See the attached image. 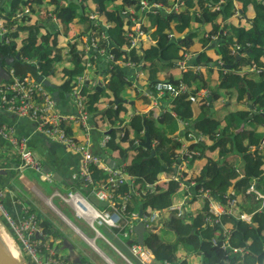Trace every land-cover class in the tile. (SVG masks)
Segmentation results:
<instances>
[{
	"label": "trees",
	"instance_id": "trees-1",
	"mask_svg": "<svg viewBox=\"0 0 264 264\" xmlns=\"http://www.w3.org/2000/svg\"><path fill=\"white\" fill-rule=\"evenodd\" d=\"M39 1L34 0V2ZM50 1L55 4L56 11L58 10L57 16L63 24H66L75 17L77 9L71 5L69 7L63 5L60 3V0ZM95 1L98 3L100 12L103 9L102 3L104 1L115 4L114 10L110 13L111 16L108 15V20L113 22V24L105 28L102 25L98 26L100 35L103 31L105 37L100 39L97 45L98 49H108L109 43H112L108 50L115 61L131 62L137 68L144 67L148 62L150 65H157L158 63L159 66L167 69L183 61L185 54H188L191 56L193 64L201 66L203 62L210 63L213 68H209V70L215 71L219 78L218 85H215L213 89L211 88L212 84H210V80L201 71L196 72L193 79L201 86L195 88V90L189 89V92L171 98L170 107H168L187 124L190 125L191 123V128L197 134L204 136L205 142L189 145L190 148L198 149L201 152V157H195L192 161L190 160L191 163L199 159L203 160V166L197 177L193 176L194 172H191V176L182 179V181L169 179L165 188L157 184L158 173L164 171L174 174V169L179 162L178 149L180 143L174 137L157 135V122L159 124L164 122V113L157 120L147 118L146 115L151 114V111L147 114L134 113L122 128L112 127L107 133L109 135V139L105 144L107 150L115 149L122 155L130 150L134 152V157L126 165L125 171L133 177L131 185L139 183L140 187L138 195L131 196L128 207L130 210L138 211L140 204L143 207V214H148V210L152 209H165L171 206L175 198H177L178 195L175 193L180 188V182H184L186 186H190L193 180L196 184L194 187L196 191L195 195H198V188L202 187L208 189L212 197L222 202H225L229 197V189H233L234 193L240 196L237 204L238 214H222L221 223H207L205 221L207 215H212L209 211L208 199H204L202 207L188 219L187 213L184 216H177L176 210H173L174 215L171 219L175 217L178 221L172 227L177 242L170 244L162 239L157 232L151 230L144 234V246L151 250L154 259L159 263H163L164 261L177 262L175 247L177 243L181 242L182 245L189 247L200 258V264H237L239 261L243 264H264V206L262 207V199L256 198L252 193H247V188L253 182L255 188L264 194V154H261V146L264 145V116L262 115L264 111V62L261 61V58L264 56V0H247L248 2H252L255 8V16L249 20L250 27L248 28L241 25V19H238L237 22L230 19L238 11L232 0H225L222 7L219 6L213 12H209V6L216 7L217 4L213 0H181L183 9L177 12H163L159 15L150 14L153 18L154 30L152 34L155 40L154 43L146 47L139 45V51L133 47L126 49L130 43V39L126 36L130 28L127 26L130 18L124 20L125 15H123V12H126L131 7L135 6V10H137L139 0ZM154 1H159L169 6L165 0ZM10 3L11 9L9 15L5 18V39L2 48H0V66H13L14 68V63L19 60L21 68L18 71L15 70L18 76L31 75L37 80L44 81V85L49 87L50 85L46 84L44 77L50 76L56 70V61L71 60L74 66L70 69H62L63 74L67 78L58 86L60 95L70 94L72 88L75 86L74 83L77 76L84 74L86 69V64L82 60V57L85 55L84 51H77L78 49L74 41V39H78L79 35L71 39L67 52L70 57H63L60 50L57 49L59 46L58 34L53 33L51 35L48 45L41 42L38 44L36 40L38 34L37 28L23 23L26 14L19 17L13 16L19 6L21 4L26 5L27 2L11 0ZM186 15L205 22L209 18L213 19L211 17L221 19L219 24L214 21L212 22V30L208 31L204 37L203 46H208L212 43L216 44L215 47L205 49L208 53L207 55L204 51H190V46L195 42L191 39L193 33H188L184 38L178 40L171 38L172 24L174 22L180 23ZM17 21H23V24L21 23L22 25L20 26L17 24ZM14 24L20 26V30L27 29L28 31L27 37L20 40L22 44L20 48H17L18 31L13 29ZM125 26L128 27L127 31L123 30ZM211 36L214 38L212 39ZM174 44H177L180 50L176 51L173 47ZM235 45L239 46L236 49V52L239 51L238 54L233 52ZM217 46H219V49ZM54 49L55 51H53ZM17 53L20 54L18 60L15 58ZM237 55H239L238 58ZM175 59L178 61L175 62ZM243 59L250 62L249 70L252 74H255V77L251 76L247 78V72L239 69V67L245 65ZM225 65L231 66L225 68ZM252 66H255L259 71L251 69ZM187 76L188 73L185 72L181 79L186 82L188 88H191L193 85L186 81L185 77ZM108 78L107 80L110 84L116 85L114 90L115 97H118L119 91L124 89L129 83L125 79L126 75L122 66L118 63H114L108 69ZM168 80L177 82L173 78H169ZM154 82L150 83V88ZM5 83L7 82H4L0 86L3 87ZM84 87H86V84ZM198 88L207 89L211 100L208 101L207 96L199 97L202 101L198 108L199 114L192 118L195 115V111H193L189 96L196 95V91L199 90ZM217 88L233 90L235 98L230 92L229 100L230 102L231 100L237 102L236 110L233 112L227 111L221 119L206 114L210 108L208 102L211 103L220 98L217 95ZM102 94L103 90L95 88L92 92L87 93L86 103L89 112L92 111V108L96 105ZM249 100L251 101L250 107L248 106ZM224 105L226 106V103ZM119 110H121L120 104L116 108L113 107V111H116L115 113L112 111V108H109L106 115L114 122V118H118ZM144 120L145 122L143 123ZM148 121L152 122V131L146 127ZM243 122V130L236 133L235 130ZM248 123L253 126L251 129H246L245 126ZM120 131H123V135L119 137ZM146 136L150 139L152 150L154 151L153 155H151V149L143 146ZM118 138L120 142L129 141V147L123 148L118 143ZM206 143H208L207 146L204 145ZM214 150H217L218 154V159L216 160L211 155ZM234 157H239L242 160V164L234 165L230 163L229 159L233 160ZM239 167L241 168V172L238 171ZM91 173L93 179L96 181L106 179L107 177V174L98 167H92ZM142 184L146 185L143 186ZM76 185L80 189H83L80 183ZM131 185L126 181L113 192L114 195L126 192ZM84 191L86 194V190ZM114 199L117 202L121 200L118 196H115ZM131 204L132 206H130ZM102 208L108 209V206ZM28 211L32 212L31 210ZM65 211L67 210L65 209ZM241 212L251 214L249 222L239 218ZM67 213L70 214L74 220L73 222L76 224L77 220L73 213L69 211ZM35 215L39 219L47 236L51 235L53 239L55 237H58L60 240L67 239V237H63L62 232L51 221L47 218H39L36 212ZM120 216L124 218L127 215L120 213ZM180 220H183V223ZM167 223L169 225L170 221ZM226 225L230 227L228 228ZM75 226L77 227V225ZM222 226L229 229L227 237L228 245L243 247L245 249L244 253L231 254L221 247V243L225 239L222 236ZM113 232L116 233L118 230L113 229ZM213 240H216L217 244ZM179 262L180 264H187L184 259Z\"/></svg>",
	"mask_w": 264,
	"mask_h": 264
},
{
	"label": "crops",
	"instance_id": "crops-1",
	"mask_svg": "<svg viewBox=\"0 0 264 264\" xmlns=\"http://www.w3.org/2000/svg\"><path fill=\"white\" fill-rule=\"evenodd\" d=\"M22 2H27L26 5L21 4L18 10L15 12L16 17H19L17 14L23 13L28 9V23L25 25L28 26H35L37 28V37L36 40L38 44L45 43L46 45L49 44V39L53 33L58 34V43L59 46H63L64 53L68 55L69 44L71 39L75 36H78V39H74L77 51H84V56L82 57L83 63H85V71L87 73V80L85 81L88 88L87 90L84 89L85 92H92L93 88L98 83V71L106 70L112 67L114 63H118L122 66L124 74L126 75V80L129 81L128 85L124 87L123 90L119 91V96H114V90L116 88L115 84H110L107 78L104 79L103 83L100 82V90H103V94L99 97L98 102L92 108L90 112V119H89V148L92 153L96 155H104L108 165L110 166H119L122 162H127L129 159L126 160L127 155L129 153L134 152L132 150L127 151L123 155L119 153L118 150L112 149L107 150L106 146L104 145V135L108 133L110 128H122L125 125V122H128L131 116L134 113H144L147 114L151 111L150 119L157 120L158 117L164 113V122L160 123V126H156L157 135L162 136H171L174 137L176 141L181 144L180 139L185 138L186 144L190 145L193 144V141H188L185 135L186 127L190 128L192 124H187L181 118L176 116L174 111H171L168 107H170V102L167 105V102L162 100L164 95H157L153 86L150 88V83L156 80H168L169 78H173L175 80L181 79L183 77V73L202 71V68L198 64H193L191 56L185 54V59L176 63L175 66L168 67L167 69L162 68V66L157 65H150L148 62L144 67L137 68L136 66H132L133 63L129 64V62H124L122 60L113 62L110 60L109 55H112L108 49H98L97 45L100 42V39L105 37L104 32H101V35L98 31V26L103 25V27H109L113 24L108 20V15L111 16V12L115 8V4L111 2L102 3V10L101 12L98 9V3L95 0H60V3L69 7L71 5L73 8L77 9L75 17L63 24L60 19L56 21L53 19V14H56V7L53 2L50 0H40L39 2H34V0H21ZM169 6L171 7L174 3H181V0H165ZM216 2V7L209 6V12L216 11L219 6L222 7L225 0H213ZM234 6L238 10L233 17L230 19L234 22H237L238 19H241V25L245 28L250 27L249 20H251L255 16V8L252 2H248L247 0H232ZM11 0H0V23L6 31L5 28V18L8 17L10 9H11ZM83 2H86L87 7L85 10L80 7ZM157 3L158 6L162 5V2L154 1V0H145L144 6L147 7L140 11L137 9L134 12L133 18L136 19L139 23V28L142 32L138 36V43L143 47L148 46L151 43H154V37L152 31L154 30L153 18L151 17V11L145 10L149 9V7L153 4ZM166 8H169L168 5L163 4ZM160 9V8H159ZM183 9V5L179 7V10ZM178 10V11H179ZM244 11V13H242ZM208 12V13H209ZM207 13V14H208ZM93 16V18H92ZM197 17V16H196ZM213 19H208L205 21L201 20L198 21L195 17H188L187 15L184 16L180 23L174 22L172 24V31H171V38L173 40H178L184 38V36L188 33L198 32L199 37L202 35H206L208 31L212 30V22L220 23L221 19L211 17ZM96 24V25H95ZM24 26V25H23ZM1 27V28H2ZM52 28V30H51ZM128 27H123V30L127 31ZM13 29L18 31L17 37V45H22L20 40L26 38L28 35L27 29H21L20 26L15 25ZM91 32V33H90ZM95 39V45L90 44L85 38ZM127 36V35H126ZM84 37V38H83ZM130 42V40H129ZM93 43V41H92ZM194 44L190 46V51L199 52L204 48L202 41H195ZM112 44V43H111ZM214 44V43H212ZM216 45V44H215ZM21 47V46H20ZM215 47V46H214ZM219 49V46H217ZM132 48L131 43L127 46L126 49ZM140 49H137L139 51ZM89 54H92L89 56ZM70 57V56H69ZM70 59V58H69ZM261 61L264 62V56L261 58ZM21 64V63H20ZM73 62L71 60H61L59 63L56 64V70L50 75L45 76L44 79L50 85L46 87V90L51 94L55 101L56 109L63 115H75L76 108L74 102L70 98V94L68 95H60V91L58 86L67 78L64 76L62 69L72 68ZM2 67V66H0ZM13 67V66H12ZM7 71L10 69L9 66L3 67ZM135 69H139L135 72ZM103 72V71H102ZM3 73V72H2ZM4 74V73H3ZM217 74L210 75V77H215ZM91 77L93 80H91ZM218 78V75L216 76ZM4 82H7L3 75L0 74V85ZM6 84V83H5ZM4 84V85H5ZM1 87V86H0ZM197 86L193 85L190 90H195ZM202 89L196 91L198 97H203V95H199ZM217 92L220 98L212 101L211 103L208 102L209 107H214L217 105L219 109L224 108V114L227 111H230L229 104V95L230 90H224L217 88ZM200 91V92H199ZM134 96L137 98L136 101L133 99ZM207 96V100H211V96L208 95V92L204 95ZM139 97V98H138ZM210 97V98H208ZM167 98V97H165ZM169 99V98H168ZM118 100V103L115 102ZM170 100V99H169ZM114 102V103H113ZM202 102V101H201ZM196 104V100L191 102L192 107L194 108L193 111L197 112L199 105ZM113 103V104H112ZM226 103V106L224 105ZM118 104L121 106V110H119L118 118H114L111 120L106 113L109 108L116 107ZM125 104H131L133 106V114H126L127 107ZM196 104V105H195ZM174 113L175 116L172 114ZM223 114V115H224ZM128 117V118H127ZM156 117V118H155ZM223 117V116H222ZM218 117V118H222ZM173 120V121H172ZM145 121V120H144ZM143 121V123H144ZM192 121V120H190ZM0 122L10 124L14 127L15 132L18 136L24 137L27 140V144L30 150L34 153V156L40 161L42 165V169L44 173L51 174V181H45V185H43L40 181L43 180L39 177V174L32 169H23L21 170L19 167V162L17 157L15 156V149L10 145L7 139L1 137L0 135V188L4 191V202L8 211L15 216V218H19L20 216L24 215L25 212L31 210L32 212H36L39 218H47L51 221V216H55L60 219L63 223H65L72 231L76 230L75 224H73L52 202L54 199L58 201V204L61 206V201L55 196L56 192L65 193L70 189H80L77 186V183L82 185L81 180L78 178V173L80 170L81 159L80 154L75 153L71 150H68L64 145L52 140L50 138L45 137L38 131L37 122L25 117H18L13 113H8L4 109L0 107ZM159 122H157L158 125ZM187 124V125H186ZM223 124V122H222ZM67 127L69 132L74 134L78 139L83 140L84 135L81 130V127L77 126V124L72 120L68 119ZM146 127L151 129L152 131V122L148 121ZM261 130V129H259ZM205 142V141H204ZM120 145L123 148L129 147V141L121 142ZM205 146L208 143L204 144ZM110 151V152H109ZM261 154H264V145L261 146ZM203 155V154H202ZM212 158L214 160L218 159L217 150H214L212 153ZM201 157V156H200ZM264 158V157H263ZM239 161L234 163V165L242 164V160L240 158L237 159ZM113 162V164L111 163ZM203 166V160L199 159L193 162V165L185 171V178H189L191 176V172H194L195 177L199 176V171ZM241 172V168H238ZM264 170V166H263ZM182 171V170H181ZM171 178V174H167L166 172H161L158 175L156 180L157 184H159L162 188H165L167 185V181ZM256 181V180H255ZM82 188V186H81ZM181 194L185 201L191 202V204L196 205L197 208L195 212L202 207L203 198L200 195H196V197L192 200L194 196H187L188 191L191 195L196 193L194 187H187L184 182L180 184ZM42 190H46L48 195L45 196ZM85 190V189H84ZM82 189V192L84 191ZM258 190V189H257ZM233 191V189H229L228 193ZM259 191V190H258ZM260 193V191H259ZM262 194V193H260ZM264 195V194H262ZM180 197L177 196L173 201V204L165 209L158 210V221L157 226L154 228L152 226L151 230L157 229L161 226L162 222H165V218L172 217V213L178 209L182 208L187 213L184 204L182 201H178ZM237 204L239 202L240 196L236 194ZM200 200V203L198 201ZM49 202V203H48ZM215 203H221L224 206V210L228 213V206L225 202H222L217 199ZM132 206V204L130 205ZM237 206V205H236ZM132 208V207H131ZM67 211L72 210L68 208H63ZM174 210V211H173ZM151 211V210H150ZM63 215V216H62ZM64 217V218H63ZM65 218H67L65 220ZM188 219V218H187ZM2 221V220H1ZM52 222V221H51ZM4 223V222H3ZM5 224V223H4ZM85 224V223H84ZM55 226V225H54ZM228 228L229 225H226ZM154 228V229H153ZM75 232V231H74ZM131 238H136V235L133 234ZM63 240V239H62ZM61 240V241H62ZM92 241L91 239H87ZM86 240V241H87ZM167 241V240H166ZM88 242V241H87ZM90 244L91 243H87ZM93 244V241H92ZM108 247L110 245L105 242ZM92 248H97L96 246H92ZM111 248V247H110ZM93 249V250H94ZM97 250L104 255V253L97 248ZM96 253L97 251L94 250ZM181 250L180 256L177 257V261L186 260L187 264H200V258L196 256L193 252L191 253V257L183 258L184 253ZM98 254V253H97ZM99 255V254H98ZM101 256V255H99ZM105 256V255H104ZM102 257V256H101ZM104 261L108 259L106 256L102 257ZM108 261H110L108 259ZM107 262V261H106Z\"/></svg>",
	"mask_w": 264,
	"mask_h": 264
},
{
	"label": "built area",
	"instance_id": "built-area-1",
	"mask_svg": "<svg viewBox=\"0 0 264 264\" xmlns=\"http://www.w3.org/2000/svg\"><path fill=\"white\" fill-rule=\"evenodd\" d=\"M144 2L145 0H139V3L137 4L140 11H143L147 7V4L144 6ZM182 4L179 2L174 3L171 6L172 11H178ZM159 8H162L163 12H165V7L163 5L158 6L157 3H153L149 9L144 12L151 11L155 14L160 10ZM135 11L134 6L129 8L126 12H123V15H125L124 20L130 18L131 22V27L126 33L127 37L130 39L131 46L133 41L138 42V36L142 34L138 21L133 18ZM23 12L28 13L29 11L26 9L25 11L23 10ZM21 14L19 12L17 15L20 16ZM53 19L57 21L58 16L53 14ZM1 27L2 24L0 23V34L4 32L3 27ZM211 38L213 39L214 37L211 36ZM85 39L88 42L90 41V44L96 46L93 37H86ZM238 48L239 46L235 45L233 52H236V49ZM236 53L238 54L239 51ZM109 57L113 62V56L109 55ZM129 64L131 63L129 62ZM132 66L134 67L135 65L132 64ZM251 69L259 71L255 66H252ZM138 70L139 69H135V72ZM8 72L10 78L7 83L0 88V107L6 112L13 113L18 117H25L36 121L38 131L42 135L64 145L68 150L80 154L81 165L78 178L82 182V188L85 189L87 193H83L82 189H70L65 193L56 192L55 196L69 206L76 220L80 219L86 224V226L94 233L93 238L104 240L110 245L111 249H113L128 264H134L102 234L101 227L105 226L112 232L113 229H116L119 234L131 238L130 234H133V221L137 218L138 211L128 209L129 201L132 195H138V189L140 186L139 183L131 185L133 177L126 173L125 167L127 164L125 162H122L119 166L112 167L108 165L104 155H96L91 152L89 148L90 112L87 109L86 97L83 93V86L81 83L83 77L79 76L77 78V84L73 91L70 92V98L74 102L76 108V114L65 116L56 109L55 101L51 94L46 90V86L43 82L37 80L31 75L18 76L13 67H10ZM79 82L81 83L80 86H78ZM152 86L157 95H169L172 98L189 92L188 85L182 79H178L176 83L169 80H156ZM200 91L201 93L199 95H203V97L208 92L207 89H202ZM189 100L191 102L195 101V95H190ZM172 115L175 116L174 113ZM68 119H72L77 126L81 127L84 135L83 140L78 139L73 133L71 134L69 132L67 127ZM185 131L186 139L188 141H193V143L204 142V136L202 134H197L193 128L186 127ZM0 135L7 139L10 145L15 149V156L18 159L21 170L26 168L32 169L39 174V177L43 181H51V174L42 171V165L30 150L26 138L18 136L13 126L0 122ZM122 135L123 131H120L119 137ZM108 139L109 135L105 134L104 145ZM180 141L181 144L178 149L179 162L175 168L176 172L171 174L170 178L177 181H182V177L185 179V173L180 169L188 164L190 160L195 157H200L201 155L200 150L190 148L189 145L186 144L185 138H181ZM92 167L101 168L107 174L106 179L94 180L91 173ZM128 180H130L129 184L131 185L129 190L122 194L114 195L113 192ZM142 185L145 186L146 184ZM195 185V181L193 180L190 186L195 187ZM187 187H189V185ZM197 192L203 200L208 199L209 201L208 207L212 215H207L205 221L207 223H221V215L226 213L224 206L221 203H215L217 199L211 196L208 189L199 187ZM247 193H252L256 198L262 199V207L264 206V195L259 193L253 182L247 188ZM88 195H94L99 201H107L108 209L95 206L88 199ZM228 195L229 197L226 199L228 206L227 212L238 214L236 209V194L234 191H230ZM115 196H118L121 199L120 202L115 201ZM120 213L126 214L127 216L123 218L120 216ZM185 213V210L182 208L176 209L177 216H184ZM239 218L249 222L251 214L241 212ZM0 219L5 223L15 238L22 255L28 264H74L68 259V256H59L60 249L52 245V236H47L45 234V230L35 213L27 211L19 218H15V216L8 211L4 202V191L1 188ZM66 219L67 218H65V220ZM141 220L145 223L146 227H154L158 221V210L152 209L148 214H143ZM74 231L85 241L88 239L79 228H76V230L74 229ZM228 234L229 229L222 226V236L225 239L221 243V247L231 254L244 253L245 249L243 247H233L228 245ZM213 242L217 244L216 240H213ZM128 248L142 264H150L154 261L153 253L146 246L133 242ZM94 250H96L102 257H105L97 250V248ZM105 260L108 264H113L111 261H108V259ZM161 264H180V262L164 261ZM237 264L243 263L239 261Z\"/></svg>",
	"mask_w": 264,
	"mask_h": 264
},
{
	"label": "rangeland",
	"instance_id": "rangeland-1",
	"mask_svg": "<svg viewBox=\"0 0 264 264\" xmlns=\"http://www.w3.org/2000/svg\"><path fill=\"white\" fill-rule=\"evenodd\" d=\"M103 3H105V2H103ZM82 7H83V9L85 10V8L87 7V4H86V2H83L82 3ZM167 10H166V12L167 13H170V12H173L172 11V9H171V7L169 6V8H166ZM163 13V9L161 8L159 11H157L154 15H156V14H162ZM23 14H26L24 17H25V20H24V22L23 21H17V24L18 25H22L23 23H28V18H27V16H28V14L27 13H25V12H23L21 15H23ZM20 15V16H21ZM55 15H57V13L55 14ZM14 17H16V13L13 15ZM57 21H59V17H58V20ZM23 22V23H22ZM22 23V24H21ZM127 26L128 27H131V22H129L128 24H127ZM102 27H103V25H102ZM206 35H202L201 37H199V34H198V32H194L193 34H192V36H191V39L193 40V41H202V43H203V40H204V37H205ZM211 45V44H210ZM210 45H208V46H210ZM20 46L21 45H17V48H20ZM208 46H205L204 48H206V47H208ZM132 47L133 48H135V49H140L139 48V43L137 42V41H133L132 42ZM174 48H175V50L176 51H178V50H180V48H179V46L177 45V44H174V46H173ZM64 48L65 47H63V46H58L57 47V49H59L60 50V53H61V55L64 57H69V55H67V54H65L64 53ZM207 49V48H206ZM53 51H55V49L53 50ZM201 51H204L205 52V54L207 55L208 53L206 52V50L205 49H202ZM217 53H218V51H217ZM176 54H178L177 52H176ZM244 58H246L245 56H244ZM244 60V64L245 65H243L242 67H239V69H241L242 71H245V72H247V74H246V77L247 78H250L251 76L252 77H255L254 75V73L252 74V72L249 70V68H250V62L248 61V60H245V59H243ZM175 62L176 61H178L177 59H175L174 60ZM60 61H56V63H59ZM205 62H203V63H201V68H202V73L207 77V79H209L210 80V84H212L211 85V88H215V85H218V80H219V78H216V76L215 77H210V75H213V74H216V72L215 71H211V70H209V68H213V66L210 64V63H205ZM103 71V72H102ZM102 71H98V80H97V84H96V86L94 87L95 89H97V90H100V88H99V86H100V82L101 83H103V81H104V79H106L107 78V73H108V69H106V70H102ZM255 71V70H254ZM65 76V75H64ZM80 76V75H79ZM79 76H77V78L79 77ZM82 77H83V80H82V86H83V93L85 94V97H86V95H87V93L88 92H85L84 91V89H85V87H84V85L85 84H87L85 81L87 80V73H86V71H85V73L84 74H82L81 75ZM194 76H195V72L192 74V72H190L189 73V75L187 76V77H185V79H186V81L188 82V83H190L191 85H195V86H197V87H200L201 85H199V83L198 82H196V81H194ZM77 78H76V80H75V85L77 84ZM91 80H93V78L91 77ZM40 81V80H39ZM41 82H43L44 83V81H42L41 80ZM85 82V83H84ZM80 82L78 83V86H80V84H81ZM87 86V85H86ZM75 87V86H74ZM74 87L72 88V90H71V92L73 91V89H74ZM101 87V86H100ZM93 88V89H94ZM88 88H86L85 90H87ZM199 89V88H198ZM202 89V88H201ZM123 90V89H122ZM230 90V92L232 93V96L235 98V93H234V91L233 90H231V89H229ZM195 97H197V99H196V104L198 105V103H200L201 102V99L198 97V95H197V93H196V95H195ZM139 98V97H138ZM171 99L172 97H170L169 95H167V98H165V97H163L162 98V100H164V101H166L167 102V105L169 104V102H170V100L169 99ZM135 101H136V97L134 96V98H133ZM114 103V102H113ZM112 103V104H113ZM195 104V105H196ZM125 106L127 107V111H126V114H127V116H128V114H133V106L131 105V104H125ZM218 106L217 105H215L214 107H211V108H209L208 109V111L206 112V114L207 115H212L213 117H215V118H217V117H222L223 116V114H224V108H221V109H219V108H217ZM111 108H112V105H111ZM116 108V107H115ZM229 108H230V112L232 111H235L236 110V108H237V102L234 100H231V102H230V104H229ZM193 110H194V108H193ZM112 111H113V108H112ZM114 113L116 112V111H113ZM111 113V112H110ZM197 114H199V110L197 109V112L195 111V115L192 117V118H194ZM110 116V115H109ZM147 116V118H150V114H147L146 115ZM128 118V117H127ZM156 118V117H155ZM160 126V124L158 123V125H157V127H159ZM246 129H251L253 126L250 124V123H248V124H246ZM119 134V133H118ZM132 136L133 137H135V135H133L132 134ZM118 143H120V140H119V138H118ZM130 143H131V141H130ZM110 152V151H109ZM134 157V154L131 152V153H129L128 155H127V158H126V160L127 159H129V161H127V162H125L127 165H128V163L130 162V160L132 159ZM239 157H234L233 158V160L232 159H229V162L230 163H232V164H234V163H236L238 160ZM192 161V160H191ZM191 161L188 163V164H186L185 166H183V168L182 169H180V170H182V171H185L186 172V170L188 169V168H190L192 165H193V163H191ZM227 162H228V159H227ZM229 163V164H230ZM238 163H239V161H238ZM174 171L176 172V169H174ZM162 172H164V171H162ZM161 173V172H160ZM160 173H158V175L160 174ZM167 173V172H166ZM167 174H170V173H167ZM158 175H157V178H158ZM184 177H182V179H183ZM43 185H45V181H40ZM181 188H178L177 189V191H176V193L175 194H177L180 198L179 199H177V202L178 201H182V203L184 204V207H185V209H186V211H187V218H190V217H192L193 216V214L195 213V210H196V208H197V206L196 205H198V204H196V205H193V204H191V202H189V201H185V199L183 198V196H182V194H181ZM42 192H43V194L45 195V196H47L48 195V192L46 191V190H42ZM60 192H63V191H60ZM186 193H188V195L187 196H194V197H196V195L194 194V195H191L190 193H189V191H188V188H187V191H185ZM58 198V197H57ZM59 199V198H58ZM60 200V199H59ZM61 201V200H60ZM52 202H53V204L71 221V222H73L74 220H73V218H71V216H70V214L69 213H67V211H65V209H63V208H68L69 206H67L65 203H63L62 201H61V206L58 204V201H55L54 199L52 200ZM203 202V201H202ZM198 203H200V200L198 201ZM236 209L238 210V207L236 206ZM150 210H148V212H149ZM69 212H70V210H69ZM71 213V212H70ZM174 215V212L172 213V216ZM51 221H52V223L55 225V227L56 228H58L61 232H62V234H63V237H67V240L74 246V248L76 249V251H78L79 252V254L81 255V259H83V260H85L87 263H89V264H108L106 261H104V259L101 257V256H99L94 250H93V248L89 245V244H87V242L84 240V239H82L81 238V236H79V234H77V233H75L74 231H72L65 223H63L62 221H60V219L59 218H57V217H55V216H51ZM78 221V222H77ZM76 221V224H75V222H73L75 225H77V227L81 230V232L86 236V238H88V239H91L92 241H93V244H94V246H96L97 248H99L103 253H104V255L113 263V264H128L123 258H121L113 249H111L110 247H108V245H106L105 244V241L104 240H102V239H99V238H93L94 237V233L86 226V224H84V222L82 221V220H80V219H78ZM170 221V223H169V225H167L168 223L167 222H169ZM166 222V223H165ZM165 222H163V224L161 225V226H159L157 229H155L154 231L155 232H157L158 234H159V236L162 238V239H164L165 241L167 240V242H169L170 244H175L176 242H177V240H176V235H175V233H174V230H173V226L174 225H176V223H178V221L176 220V218L175 217H173V219H171L170 217H167V218H165ZM180 222L181 223H183V220H180ZM157 226V224H155L154 225V228ZM153 228V229H154ZM133 234H130V237L132 236ZM119 237H120V239H122V240H124V241H127L128 239H131V238H127V237H125L123 234H119L118 235ZM52 245L54 246V247H58L60 250H59V256H67V254H68V251H67V249H65V247H62V241L60 240V239H58V237H55L54 239H53V242H52ZM175 250H176V254H177V257L178 256H180L179 254H180V252H181V250H183L182 252L185 254L184 255V257L183 258H189L190 259V257H191V253H192V251H191V249L189 248V247H187V246H184V245H182L181 244V242H179V243H177L176 244V247H175ZM181 257V256H180ZM178 262V261H177Z\"/></svg>",
	"mask_w": 264,
	"mask_h": 264
},
{
	"label": "water",
	"instance_id": "water-1",
	"mask_svg": "<svg viewBox=\"0 0 264 264\" xmlns=\"http://www.w3.org/2000/svg\"><path fill=\"white\" fill-rule=\"evenodd\" d=\"M4 39H5V35L4 33H1L0 34V48H2L3 46ZM110 46H111V43H109V47ZM214 46L215 44H211L210 46L207 47V49L212 48ZM238 56L239 55H237V58ZM19 57H20V54L17 53L15 55L16 60H18ZM230 66L231 65H225L224 67L229 68ZM3 67L4 66L0 67V74L3 75V77L7 81L9 80L10 75H9V72ZM14 68L16 71L20 70L21 64L19 60L16 61V63H14ZM46 84L48 83L46 82ZM99 88L101 87L99 86ZM115 102L118 103V100H115ZM250 105H251V101L249 100L248 106L250 107ZM262 115L264 116V111L262 112ZM243 127H244V122L241 123V125L238 127V129L235 130V132L236 133L240 132L241 130H243ZM263 131H264V122H263ZM143 146H145L148 149H151V155L154 154V151L152 150V145L150 143V139L148 136H146ZM111 163L113 164L112 161ZM127 182L130 183V180H128ZM88 199L90 200V202H92L95 206H98V207H104L108 205L107 201H99L94 195H88ZM142 215H143V207H142V204H140L138 207V216L135 219V223L132 227L133 233L136 235L135 239H128L127 241H122V239H120L118 235L114 234L109 228L105 226L101 227L102 234L108 240H110L114 244V246H116L121 251V253H123L134 264H142V263L130 251L128 246L131 245L134 241L140 245H144V234L147 232H150L152 229V227L150 226L149 227L145 226V223L141 220ZM62 247H65V249L68 250V254H67L68 259L71 260L74 264H85L82 262L81 255L76 253V249L67 239L62 240ZM0 264H28L24 256L22 255V252L15 238L9 231L8 227L3 223V221H1V219H0ZM150 264H161V263L154 260Z\"/></svg>",
	"mask_w": 264,
	"mask_h": 264
},
{
	"label": "clouds",
	"instance_id": "clouds-1",
	"mask_svg": "<svg viewBox=\"0 0 264 264\" xmlns=\"http://www.w3.org/2000/svg\"><path fill=\"white\" fill-rule=\"evenodd\" d=\"M176 12H177V11H176ZM3 33H4V32H3ZM7 81H8V80H7ZM133 222L135 223V220H134ZM113 233L116 234V235L119 234L118 232H116V233L113 232ZM133 234H134V233H133ZM118 237H119V236H118ZM119 238H120V237H119ZM131 239H135V238H131ZM122 241H123V240H122ZM86 242H87V241H86ZM134 242H135V241H134ZM87 243H88V242H87ZM136 243H137V242H136ZM89 245H90V244H89ZM93 245H94V244H93ZM90 246L92 247V245H90ZM94 247H95V246H94ZM154 260H155V259H154Z\"/></svg>",
	"mask_w": 264,
	"mask_h": 264
},
{
	"label": "flooded vegetation",
	"instance_id": "flooded-vegetation-1",
	"mask_svg": "<svg viewBox=\"0 0 264 264\" xmlns=\"http://www.w3.org/2000/svg\"><path fill=\"white\" fill-rule=\"evenodd\" d=\"M67 251H68V250H67ZM76 253H78V254H79V252H78V251H76ZM82 262H83V263H85V264H89V263H87V262H86L85 260H83V259H82Z\"/></svg>",
	"mask_w": 264,
	"mask_h": 264
},
{
	"label": "bare ground",
	"instance_id": "bare-ground-1",
	"mask_svg": "<svg viewBox=\"0 0 264 264\" xmlns=\"http://www.w3.org/2000/svg\"><path fill=\"white\" fill-rule=\"evenodd\" d=\"M49 203V202H48ZM63 216V215H62ZM68 220V219H67ZM69 221V220H68ZM70 222V221H69ZM89 243H91V245L92 246H94L93 244H92V241H90V240H87ZM96 249V248H95Z\"/></svg>",
	"mask_w": 264,
	"mask_h": 264
}]
</instances>
